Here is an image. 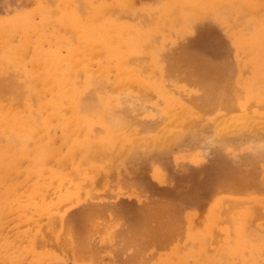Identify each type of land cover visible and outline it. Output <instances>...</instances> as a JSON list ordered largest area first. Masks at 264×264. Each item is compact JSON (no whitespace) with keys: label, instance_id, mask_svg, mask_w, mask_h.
<instances>
[{"label":"bare ground","instance_id":"obj_1","mask_svg":"<svg viewBox=\"0 0 264 264\" xmlns=\"http://www.w3.org/2000/svg\"><path fill=\"white\" fill-rule=\"evenodd\" d=\"M93 2L95 3V0L92 1V3ZM96 2L97 3L95 6L90 4V2L86 3L90 9V11H87L89 15V20H86L88 21L87 24H85L86 21H82L83 15L86 13L87 8L85 4H80L81 7H77L78 5H74L72 0H60L57 3V8L61 16L60 23H64L65 27L69 24V26L74 29L76 34L77 45L74 50L71 51L72 54H70L68 60H65L63 56L59 55L58 51H56L57 48L52 51L51 46L47 47L48 52H45V54L41 55L42 57L38 56L39 46H41L42 42L41 34L48 26V16L45 14V12L47 13V10L39 9L40 20L38 22L34 21V17L33 20L30 19L29 16H25V18L15 20L9 24V27L13 29L14 32L20 33L21 37L23 38L20 45L18 46L10 47L6 40L7 35H2L0 31V37H4V40L0 45L1 62L2 60L6 61L5 59H8L7 55L11 54L14 50L15 52L18 51L20 54V57L18 56L20 59L19 63L23 62L24 52L26 53L23 47L32 43L31 54L34 57L38 56L42 60L40 63L42 66L40 76L30 75L28 78V75L26 74L29 70L27 71L25 68V66L28 64L25 62V65L19 66L18 71L13 69L14 72H16L15 75L17 74V77L15 76L17 79L14 78L13 73V75L11 73H7L11 74L13 79L11 78V75H8L10 79L7 76L4 77L3 75L5 74L2 75L3 78L0 76V264H60V262H62L60 260H63V255L60 257L61 255L59 252L62 253L64 250L70 252V260L72 259L73 264L99 263L98 259L101 256L103 257L100 251L102 249V251L105 250L101 246L99 247V245L96 243L99 241L95 239L94 244H96V248L97 246L99 249L101 248L99 251L100 256H97L98 258L96 259V261H98L95 262V256L99 254L96 251L99 249L97 248L96 250V248L93 247L94 244H92V242L94 239L91 240V234L94 233L93 231H95L97 225H101L100 228H103L104 230L103 233L105 236L103 235V237H100L105 242L101 244L106 245L107 248L109 245L111 246L109 247L111 248L110 252L112 253V256H109L111 259L109 262H111V264H145V261H147L146 259H149L147 257L148 255L155 254L156 256L157 253H153L154 249L152 248L156 247L157 242L160 244V241H158L159 237H161V239L172 237L169 240L167 238L165 240L163 239L167 248L171 242L170 240H175L176 236H178L173 235V233L175 234V231L178 233L179 228L177 227L176 230V226H174L172 227V231H166L165 234V231L163 232V229H161V225H157V222L161 220V217H157H159V212L162 211L159 209L162 208V206L159 208L156 206L149 207L146 204L144 206L139 205L138 207L137 203L135 202V206L137 207H133L134 202L130 201V199L129 201L114 200L111 202L112 200H109V197L111 196H107V200L110 202L107 201L105 203H94L92 198L97 196V194L95 195L92 191L95 190L96 181L94 178L100 172V170H103L106 164L111 165L112 162L116 160L120 161L127 159L129 161V159L131 160L134 156L136 159L140 156H138V154H143L145 157L143 155L141 157H143L145 161H142L146 162L148 160L146 156L152 152V149L155 148L157 152L161 154L164 152V149L160 150L159 148H168L172 144H181V141L184 139V137L186 138V136L198 140L200 139L204 142L207 141V144L212 143L215 137H217L216 141L220 145H218V148L215 147L213 150V156L215 157H212L211 159V162L213 161V163L217 164H222V162H224L222 157H225V153L228 154V152L225 151V139L228 137V140H232L233 142L235 141V143L242 141V138H245L246 141L250 143L254 142L262 151H264V138H262L264 137V31L256 36L254 42L256 43L254 44L256 45L254 61L248 66L241 65L242 68L247 69L245 76L243 73L240 74L238 70L239 75L234 80H232L233 82L229 81V79L219 78L187 80L177 79L176 77V79H174L169 76L174 73H178L177 65H171V67L167 69L166 76V68L164 69L163 66L156 63H151L147 66L143 63L144 65H142L139 62L137 63V61H133L135 59L133 55L132 58L134 59H132V61L135 63L129 64V61H131L129 54L140 50L141 45L139 46V42L148 41L151 43V36L154 38L156 37L152 40V42H155L160 38V36L164 37V34L166 35L165 37H167L166 33H161L160 36L159 32L158 36H156L157 34L155 35V33L150 34L149 32L138 33L129 28L128 23L118 22L117 16H120L121 14L117 13V11H121V9L129 11V5H132L133 3L131 0L130 2L127 1L124 4L113 0L112 5L108 6L104 5V2L101 0H97ZM79 3H81V0ZM51 8L52 7H50L49 10ZM184 8V10H187L186 8H188V6ZM58 10L56 11L58 12ZM115 11L117 16H115ZM82 12L85 13L81 16ZM124 12L125 11H123V13ZM51 13L52 12L49 14L51 15ZM54 13L56 14V12H53V14ZM129 13L130 12L127 13L128 17L126 14L123 16L129 19ZM53 14L50 16L51 18L53 17ZM135 15L137 16V14ZM160 16L161 15H159L158 18H160ZM119 18H122V16ZM143 18L144 17L141 19L144 20ZM153 18V20L156 21L157 19V21L160 23V19L156 18L155 16ZM141 19L139 20L137 17V21L139 20L138 22H142V27H144V23L146 26H148V24H154L152 18H150L151 21L150 19L147 21V18L145 17V20L148 24L146 21L144 22ZM166 20H164V22ZM50 21L51 20L49 19V24H51ZM164 22H162V24ZM170 22H172V20ZM176 22L178 21H175V23ZM179 22L176 24L180 25ZM159 23H156L155 26ZM165 23L163 24V31L165 30L164 25L167 26V23ZM54 24H51L52 27L49 25L51 30L47 28L48 32L51 31L52 33ZM173 26H175V24ZM59 27L61 28L60 25ZM58 28H56L57 33L60 31ZM159 28L160 27H158V29ZM61 29H63V27ZM31 31L38 34L39 37H37L33 42L29 43V32ZM86 31L91 34L96 44L98 43V46H100L99 49H102L97 53L98 56L93 65L90 64L91 62H88L89 64L87 63V65L91 66L92 69H87V65L84 67L81 63V59L78 61V55L82 54L81 48L83 47V35ZM53 33L55 34V32ZM240 33L241 32H239V34ZM59 34L62 33L59 32ZM179 34L180 32L178 35ZM73 35L74 34H69L70 37ZM134 35H138L139 37L134 38ZM175 35L176 34H174V36ZM171 37H173V35L170 34V38H168L169 41L171 40ZM175 37L177 38V36ZM51 38H49V40ZM68 40L72 42L73 38H68ZM163 40H165V38ZM156 43H158V41ZM185 43H187V40ZM72 44L73 43L70 45ZM150 45H152V43ZM162 45H164V43ZM155 46H157V44ZM90 53L93 54L95 52ZM92 56L93 55H91L90 58ZM18 57L15 60H17ZM138 57L142 58V56ZM146 57L148 58L147 55ZM183 57H187V55H184ZM136 60H138V58ZM142 61H144V59H142ZM162 63H165L164 60ZM5 64H7V61ZM9 65L10 64H8L7 67L10 68ZM11 65L18 67V64L15 62L11 63ZM2 66L8 70L6 65L2 64ZM19 70L20 72L22 71L21 74H19ZM216 70L202 68L201 70L186 73L191 75L197 73L216 74ZM22 75H26L27 78L23 80L21 78ZM234 84H240L239 88H234ZM204 128H211L213 130L211 135L213 136L205 138L202 132ZM248 144L247 146L250 147ZM148 149L151 150L149 151ZM157 152H153L154 155ZM243 152H245V150ZM160 156H162V154ZM157 157H159L158 154ZM220 166L223 167V165ZM187 173L189 174V172ZM187 173L183 176L188 175ZM108 174L109 173L105 175ZM116 174H119V172ZM182 178L184 177L178 176V181H182ZM126 181L128 180L126 179ZM105 182L107 183L106 180ZM252 183L253 182L250 184L238 181L233 185L225 184L223 187L227 186L224 190L237 193L242 195L243 198H246V196H250V193L254 192L251 191V189L254 187L252 186ZM211 184L212 183H210V185ZM258 184L260 186L261 182ZM258 184L255 185L258 186ZM178 186L179 185H174L171 188L176 187L178 189L180 188L181 184L179 187ZM213 186L211 185V187ZM127 187H129V185H127ZM218 187L215 186L213 188L218 189ZM108 189L107 191H109ZM172 190L170 189L168 192L171 191V194H173L174 192ZM219 190L221 191H217L218 193L224 191L223 189ZM226 201H229V199L221 198L219 204L221 210H219V213L222 214L228 211L227 215H225V213L222 214L225 217L220 215V217H223V221H227V226L228 219L231 218L228 217V213L232 207L229 205H233L234 203H225ZM231 201H233V199ZM233 202H235L236 205L242 204V202H238V200V203L235 200ZM250 202L251 201H249V203ZM159 203L161 202L157 201L155 204H152L160 205ZM223 203L227 204L225 205V209L222 208ZM249 203H247V207ZM77 204L82 205L74 211L69 212V209L73 208V206ZM236 205L232 207V211L233 208H236ZM257 206H252V209L255 207L254 210H256ZM249 208L251 209V207ZM222 209H224V212H222ZM201 210L204 212L206 209L203 207ZM213 210L206 217L207 219L208 217L209 219L214 218ZM129 212L131 214L133 212V217L131 219L129 218L131 217V215L129 216ZM235 213L233 211L231 215H235ZM151 218L159 220H152ZM238 218L236 219L238 220ZM132 219H134V221ZM150 219L153 222L155 220L156 225L160 226L159 229L161 230L158 231V227L155 226V223L152 225V223L149 221ZM129 220H132L136 223L137 226L135 230L134 227H131V222ZM237 220H232L234 223L231 221L232 224L228 225L235 227L232 228L231 231L235 234L237 233L235 235L236 238L238 236L244 240L248 238L245 240L246 242H243L247 243V245L245 244L243 248L246 247L248 249V242L252 239L251 241H253V243L258 244L256 248H260L259 251L261 250V252H257V255H254V258L252 257L253 260L249 258L252 256V254H254L252 253L253 247L250 249L252 250L251 254H247L246 251L245 257L249 255V257H247L249 262H254L258 255L263 252L264 245L262 244H264V242L262 239H257L256 241L260 240L262 242L259 243L254 241V237H249V234H251L252 231L255 233L254 230H246L249 232V234H247L248 236H245L246 234L243 233V230L245 232V229L243 228H245L246 222L248 224L249 219H245L246 221L242 219L240 222L239 220L237 222ZM148 222L151 223L149 227ZM242 222H244L245 226ZM252 222L249 224H252ZM216 223L218 222H215V225ZM236 223H238V226ZM218 224H220V222ZM234 224L236 226H234ZM248 225L247 227H252L251 225V227ZM129 226L133 228V232H135V234H133L136 239L129 238V230L132 232V229ZM150 226L153 228L154 226L156 227L155 232L157 236H155V233L153 236L154 231L153 228H150ZM238 227L242 228V231ZM213 228L211 230H214ZM260 228L255 226L252 227V229H257L256 231H259L256 232L258 237H260L262 233L263 234L261 236H264V232ZM150 229L153 232H149ZM98 230L100 231L102 229H97V231ZM217 231L214 230L216 233ZM226 231L228 232V230ZM260 231H262L261 234H259ZM222 232L224 233L225 230ZM213 233L211 232V234ZM221 233L220 235H222ZM182 235L183 233L180 236ZM95 236L92 237L95 238ZM115 236L118 237V239H116ZM225 236H227V234ZM229 236L231 235L228 234L227 237ZM232 237H234V235ZM232 237H229L230 241L232 240ZM181 238L182 237L179 239ZM150 239L155 242V245L151 246V251L153 252L149 254L147 253V248L146 252H144V249L146 242H151ZM225 239L226 238L224 237V240ZM129 240L130 242L132 240L137 241L136 247H133L132 245V253L130 251V253L125 252L127 248H130ZM167 240L169 241L168 243H166ZM204 240L208 241V239L205 238ZM211 240L214 241L215 237L211 238ZM50 241L52 243L54 242L56 246L58 245L60 247L58 250L60 251L54 250L52 248L53 246L51 245V247L49 244ZM106 241L113 242H111L112 244L110 242L108 244ZM210 241L209 244H212V241ZM175 242V246H178L177 242L180 243L179 240ZM232 242H229V244ZM195 243L196 241L190 244L193 246ZM184 244L186 246L189 245L188 240ZM260 244L262 246H260ZM205 245L207 249L208 245ZM219 245H221V243H219ZM157 246L159 250L165 249L163 244L159 246L157 243ZM230 246H232V244H230ZM184 247L182 248L184 249ZM212 248L211 250H213ZM167 249L165 250L167 251ZM178 249H180V247H178ZM133 250L136 252L134 253ZM185 250L186 249L182 251L184 252ZM241 250L240 252L243 254L245 251ZM203 251L206 252L205 249H203ZM144 253H147L148 255L145 256ZM105 254L103 260L108 258L107 255L109 253L106 255V257ZM199 254H201V252H199ZM221 254L222 253H220V255ZM231 254L233 255L234 252ZM67 255V253L64 255L67 257L65 259H68L69 255ZM183 255L184 254H182V257ZM223 255L224 257L226 256L225 253H223ZM235 256L236 258H239V261L241 259L240 257H244V255L239 257V254L238 257L237 254H235ZM235 256H231L233 258V260L231 259L233 262L228 259L229 257L227 258V256L225 259L227 258L226 260H228V262L230 260L232 263H234V260H236ZM245 257L243 259L244 263L247 262ZM261 257L264 261V257ZM70 260L68 259V261ZM262 260H258L262 263L255 262L257 264H263ZM237 261H235L236 263L234 264H237ZM66 262L64 264H66ZM149 262L146 263L148 264ZM168 262L163 264H168ZM187 262L190 263L188 258L185 264ZM249 262H247V264H249ZM213 263L216 264L215 259Z\"/></svg>","mask_w":264,"mask_h":264},{"label":"rangeland","instance_id":"obj_2","mask_svg":"<svg viewBox=\"0 0 264 264\" xmlns=\"http://www.w3.org/2000/svg\"><path fill=\"white\" fill-rule=\"evenodd\" d=\"M3 1L4 0H0V4H1L0 5V31H1L2 35L3 34L7 35L6 40H7L10 47L20 45L23 38L21 37L20 33L14 32L13 29H11L9 27V24H11L15 20L25 18V16H29L30 19H33V17H34L35 20L34 19L33 20L35 22H38L40 20L39 9H44V10H47V13L45 12V14L48 16L47 17L48 26L46 27V29L48 28L49 30H51L52 25L54 23L55 24H54V28L52 30V33H51V31L48 32V29L47 30L44 29L43 33L41 34L42 42H41V46H39V55L38 56L42 57L41 55L45 54V52H48L47 47L51 46L52 51L57 48L56 51H58L59 55L63 56L65 58V60L66 59L68 60L70 54H72L71 51L74 50V48L77 45L76 34L74 32V29L71 26H69V24L66 25V27H65L64 23H60V17L61 16H60V12L57 8V3L60 0H5L4 2ZM72 1H73L74 5H78L77 7H81V5H84V4L87 6L86 13L85 12H84L85 14L83 12L81 13V16H82V14H84L83 20H82L84 22L88 19V16H89L87 11H90V9L86 3L90 2V4H92L93 6H95L97 3L96 2L97 0H95V3L94 2L92 3V1H94V0H85V1L81 0V3H79L80 0H75V1L72 0ZM98 1H100V0H98ZM101 1H103L104 5H107V6L112 5V3H113V0H108V1L101 0ZM115 1L118 3L121 2L123 4L126 3L127 1L130 2V0H115ZM131 1L133 3H132V5H129V11L125 10V9H121V11L116 10L117 13L121 14L120 16H117L116 11H115V16L118 17V19H117L118 22L128 23L129 28L133 29L135 32H138V33L149 32L150 34H154V33H155V35L157 34L156 36H158L159 33H160L159 36L161 35V33L167 34V37H165L166 36L165 34H164V37L160 36V38L157 39L158 43H156L157 41L152 42L154 37L151 36L152 45H150L151 43H149L148 41L139 42L138 44H139V46L141 45L142 48L140 47V50L134 51L133 53L129 54V56L131 57V61H132V59H134V58H132L134 56L135 59L133 61H135V62L137 61V63L139 62L142 65L145 64L147 66L151 63H156L158 65H161V66H163L164 69L166 68L165 69V75L166 76H167V74H166L167 69L170 68L171 65H177L178 73H174L171 76H169V77L174 78V79H176V77H177V79H187V80L188 79L193 80V79H210V78L218 79L219 78V79H229V81H231V82H233L232 80H234L239 75L238 70H239L240 74L243 73L245 76L247 69L242 68L241 65H247L248 66L249 64H251L254 61L255 51H256V48H255L256 45H254L256 43H254V42H255L256 36L258 34H260L262 31H264V0H156V1L155 0H153V1L152 0H135V1L131 0ZM187 6H188V8H186L187 10H184L185 9L184 7H187ZM50 7H52V8L49 10ZM56 10H58V12ZM123 11H125V12L123 13ZM175 11H176V13H175ZM228 11H229V13H228ZM50 12H52L51 15L49 14ZM53 12H56L57 15L55 13H54L55 14L54 15ZM126 12L127 13L130 12L129 13L130 14L129 19L124 17L125 14L128 17V14ZM177 13H178V15H177ZM52 14H53V17L51 18L50 16H52ZM135 14H137V16ZM144 14H145V16H144ZM149 14H152V15H149ZM168 14H170V15H168ZM36 15H37V18H36ZM159 15H161L162 17L160 16V18H158ZM121 16H122V18H119ZM141 16L144 17L143 18L144 20L141 19L142 18ZM154 16L156 18L160 19V23H159V21H157L156 18H155L156 21L153 20ZM178 16H179V19H178ZM132 17H134V18H132ZM137 17L139 18V20L141 19L144 22L146 20L149 21L148 19L152 18V20L154 21V24L150 25L146 21L148 26H146V24L144 23V25H143L144 27H142V22L141 23L138 22L139 20L137 21ZM145 17L147 18L146 20H145ZM173 17H175V18H173ZM49 19L51 20L50 22L52 25L49 24ZM164 20H166L165 22L167 23V26L164 25L165 30L163 31V24L165 23ZM171 20H172V22H170ZM179 20H180V22H179ZM150 21H151V19H150ZM175 21H178L180 23V25L176 24L178 22L175 23ZM162 22H164V23L162 24ZM57 23H59V24H57ZM87 23H88V21L85 22V24H87ZM151 23H153V22H151ZM156 23H159V24H157L155 26ZM174 24H175V26H173ZM49 25H51V27ZM59 25L61 26V28L63 27V29H61L59 27ZM55 27L56 28L59 27L58 30L60 29V31H58V33H57ZM158 27H160L162 30L160 28L158 29ZM241 27H242V29H241ZM67 28H69V29H67ZM180 28H181V30H180ZM63 30H65L66 33ZM53 32H55V34ZM59 32L62 34H59ZM179 32H180V34H179L180 36L178 35ZM239 32H241V33L239 34ZM85 33L83 35V37H84L83 38V45H82L83 47L81 48L82 50L80 49L82 51V54L78 55L79 58L77 57L78 61L81 59V63L83 64L84 67H86L88 62H91L90 64L93 65L95 63L94 61H96V58L98 56L97 53L102 50V49H99L100 46H98V43L96 44V42L93 40L91 34L88 31H86ZM242 33H244V34H242ZM69 34L70 35L74 34L73 35L74 37L73 36L70 37ZM150 34H149V37H150ZM170 34L173 35V37H171V40L169 41L168 38H170ZM174 34H176L175 36H177V38L174 36ZM155 35H153V36H155ZM29 36H30L29 37V43L33 42L34 40H36L37 37H39V35L33 31L29 32ZM31 36H33V37H31ZM45 36H47V37H45ZM67 36L69 39L73 38L74 41L72 40V42H71L70 40H68ZM138 37H139L138 35H136V36L134 35V38H138ZM182 37H185V38H182ZM49 38H51L50 39L51 41L49 40ZM164 38H165V40H163ZM3 40H4V37L3 36L0 37V45H1ZM13 40H15V41H13ZM57 40H58V43H57ZM159 40H160V42H159ZM186 40H187V43H185ZM188 40H189V42H188ZM66 43L67 44L73 43V44L67 45ZM163 43H164V45H162ZM32 44H28L27 46L23 47L24 50L26 51V53L24 52V55H23V57H24L23 62L19 63L20 62L19 61L20 60L19 59L20 54L18 51L15 52V50L11 54L7 55L8 59H5L7 61V64H5L6 61H4V60H2V62L0 61V69H1L0 70V74H1L0 76L1 77L3 74H5L3 76L4 77L7 76L10 79V77L8 75H11L13 73L14 78H15V76L17 74L15 75L16 72H14V70L16 69V71H18V68L20 65H25L24 62L28 64L25 66L26 70L27 71L29 70L27 72V74L25 73L26 75H28V78L30 77V75L40 76L41 71H42V69H41L42 66L40 63L42 60L38 56L34 57L31 54L32 53ZM156 44H157V46H155ZM165 44H167V45H165ZM191 45H193V46H191ZM28 46H29V48H28ZM91 48H93V49H91ZM60 50H62V51H60ZM144 51H145V53H144ZM66 52H67V55H66ZM90 52H95V53L91 54ZM195 52H196V54H195ZM91 55H93L91 57L92 59L90 58ZM146 55L148 56V58L146 57ZM184 55H187V57H183ZM11 56L13 57V59ZM16 56L17 57L19 56L17 60H15L17 58ZM138 56H142V58H140ZM83 57H86L87 59L83 58ZM137 58H138V60H136ZM139 58L141 59V61ZM145 58H146V60H145ZM155 58H156V60H155ZM142 59H144V61H142ZM84 60H87V61H84ZM163 60L165 63H162ZM131 61H129L130 62L129 64L135 63V62H133V61L131 62ZM13 62L17 63L18 67L12 66L11 63H13ZM32 63H33V65H32ZM2 64L6 65V67L8 66V64H10L9 65L10 68L7 67L8 68V70H7L5 67L2 66ZM87 66H88L87 69H92L91 66H89V65H87ZM204 67H206V68H204ZM28 68H30V69H28ZM202 68L203 69L209 68L212 70L217 69L218 71L216 70V74H212V73L211 74L210 73L198 74L197 73V74L191 75L189 73H186V72L201 70ZM58 69H60V68H58ZM1 71H3V72H1ZM5 71H6V73H5ZM21 72L19 70V74H21ZM7 73H11V74H7ZM12 75H11V78H12ZM26 75H22L21 78L23 80L26 79L27 78ZM173 76H175V77H173ZM73 77H74V74H73ZM15 79H17V78H15ZM239 85L234 84V88L238 89ZM212 131L213 130L211 128H204L202 132H203L205 138L206 137L209 138V136H213V135H211ZM216 138L217 137H215V139L212 141V143L207 144V141L204 142L203 140H200V139L198 140V139H194V138H190L189 136H186V138L184 137V139L181 141V144H172L168 148H159L160 150L164 149V152L161 153L162 156H160L161 154L159 152H157V150L154 148V149H152V152L150 154H148L149 156L146 153V155H147L146 158L148 159L146 162H144L145 159L143 157H141L143 154L142 155L138 154V156L139 155L140 156L139 157L137 156L138 158H136V159L134 158L135 157L134 156L133 158L135 160L133 158L131 160L129 159V161L127 159L120 160V161L116 160V161H113L111 165L106 164L105 167L103 168V170H100V172L95 176V178H94L96 181L95 182V190H92V191L94 192L95 195L97 194V196L94 195L95 197L92 198V201L94 203H101V202L105 203L107 201L110 202L111 200H112L111 202H113L114 200H116V201H119V200L129 201V199H130V201L134 202L133 207H137V206L139 207V205L144 206L146 204L149 207L156 206L159 208L162 206V208H159L162 211L159 212V217H157V218L161 217V220L159 222H157V225L158 224L161 225V229H163V232L165 231L164 232L165 234H166V231L167 232L170 230L172 231V227L176 226L175 227L176 230L178 227L179 232L177 233L175 231V234L173 233V235H175V236L178 235V236H176V238L179 237L183 233V235L180 236V237H182L181 239H179L180 238L179 237L177 239L175 238V240L174 239L170 240L171 242L169 243V246L167 247L168 249L166 248V246L164 244L165 243L164 240L167 237L165 239L163 238L164 240L161 239V237H159L158 241H160V244H159V242H157L158 245L161 246V244H163V246H165V249H167L168 252L165 249L159 250L157 243H156V247L158 248V250L156 247L152 248L151 246L152 245L154 246L155 242L151 239H150L151 240L150 243L146 242L144 252H146V248H147V253L150 254L154 251L153 253L156 252L157 254L155 256V254L154 255L153 254L148 255L147 253H144V255L145 256L148 255L147 257L149 258V259H146L147 261H145V264H147L146 262H149V261H150L149 262L150 264H163V263H166L168 261H169L168 264H170V263L171 264H173V263L174 264H185L187 258H188V260H190V263L187 262L186 264H208V263L212 264L214 262V259H215L216 264H221V263L222 264H226V263L234 264V263H236L235 261H237V259H238L237 264H247V262H249V260L247 259V257H249V255L247 257H245L246 251H247V254L248 253L251 254V251L253 250L252 253H254V254H252V256L250 255L251 257H249L252 260L254 258V255L255 254L257 255V252H261V250L259 251L260 248H256L258 244L253 243V241H251L252 239L250 240L251 242L247 241L249 243L248 249L246 247H245L246 249L243 248L245 246V244L247 245V243H243V242L245 240H247L248 238L245 240L239 236H238L239 238L238 237L236 238L235 235L237 233L235 234L234 232L231 231V229L235 228V227H232L230 225L232 224V222L234 220H237L236 218H238V217H239L238 218L239 222L242 219H244V220L249 219L248 224L257 219L256 220L257 222L254 221V222H252V224H249V225L246 222V226H245L244 222H242L245 226V228H243V229H245V232L243 230V233L246 234L245 236H248L247 234H249V232H247L246 230H248V231L254 230L255 233L252 231V233H251L252 235L249 234V237L250 236H252V238L254 237V241H256L257 239H262V241L264 242V238H262L264 236H261L263 234L262 231L264 232V211H263L264 210V151H262L254 142L250 143V142L246 141L245 138H242V141L235 143V141L233 142L232 140H228L229 139V137H228L227 139H225V143H226L225 144L226 145L225 151L228 152V154L225 153V155H224L225 157H222L224 159V160L222 159L224 162H222V164L213 163V161L211 162L212 157H215V156H213V150L215 149V147L218 148V145H220L216 141ZM262 138H264V137H262ZM231 143H233V144H231ZM247 144L250 147H248ZM169 149H170V151H169ZM148 150H146V151H148ZM244 150H245V152H243ZM153 152H157V153H155V155H154ZM157 154L159 157H157ZM140 158H142V159H140ZM142 160H144V161H142ZM132 161H134V162H132ZM124 162H126V163H124ZM220 165H223V167H221ZM115 172L116 173L119 172L120 175L116 174ZM187 172H189V174ZM107 173H109V174L105 175ZM186 173L188 175L183 176ZM193 175H196V176H193ZM178 176L184 177V178H182L183 180L182 181L180 180V182H179ZM103 177H104V182H103ZM126 179L128 181L129 180H131V181L128 182V181H126ZM179 179H181V178H179ZM105 180L107 181V183L105 182ZM238 181L250 183V184H251V182H253L252 186H254V187L251 189V191H254L253 193L256 195H254L253 193H250V196H246V198H243L242 195H239L237 193H232L230 191L228 192L227 190H224L227 187V186L223 187V186H225V184H232L233 185V184H235V182H238ZM260 182H261V185L259 186L258 183H260ZM210 183H212L211 184L212 186L214 185L213 187L219 186L218 189H216V188L214 189L213 187H211ZM180 184H181V186H180ZM255 184H258V186ZM127 185H129V187H127ZM174 185H179L180 188H178V189L176 187H174L176 189L171 188ZM107 189L109 191H107ZM170 189L171 190L174 189V190H172L174 192L173 194H171V191H169L170 193L168 192V190H170ZM219 189H223L224 191L218 193L217 191H221ZM108 194H110V195H108ZM213 194H215V195H213ZM252 195H254V196H252ZM104 196H106V197H104ZM107 196L108 197L113 196V197L112 198L109 197V200H110L109 201V200H107V198H108ZM125 196H126V198H125ZM221 198L229 199V201H226L225 203H231V204L234 203L233 205H229L230 207L231 206L234 207V205H236V203L233 202L234 200L236 202H237V200H238V202H240V201L242 202V204L239 203L240 205L237 204L235 206L236 208H233L234 213L236 211L235 215L234 214L231 215V213L233 212L231 210L232 209V207H231L230 212L228 213V217H231V218H229L230 220L227 217V219H228L227 226H229V227L226 226L227 221H223V217H225V216L222 215L225 213L223 210L225 209V207H226L225 205H227V204L223 203L222 208H224V209H222V212H224V213H222V212H221L222 214L219 213L220 212L219 210H221L220 205H219ZM101 199H102V201H101ZM232 199H233V201H231ZM157 201L161 202V203H159L160 205H153L152 204V203L155 204V202H157ZM249 201H251V202L249 203ZM135 202L137 203V206H135L136 205ZM247 203H249L248 207H247ZM156 204H158V203H156ZM81 205H78V204L74 205L73 208L69 209V212L74 211L75 209L79 208ZM254 205L257 206L256 210H254L255 207H253V209H252V206H254ZM211 206H213V207H211ZM203 207L206 209L204 212L201 210ZM249 207H251L252 210ZM212 210H213L214 218L209 219V217H208V219H207L206 217L209 215V213ZM243 211H245V212H243ZM254 211H256V212H254ZM227 212L225 213V215H227ZM130 215H131V217H129V218L131 219L133 217V212H132V214L130 213L129 216ZM218 215H219V217H220V215H222L223 217L221 216L222 218L221 217L219 218ZM234 217H236V218H234ZM232 218H234V219H232ZM260 218H261V220H260ZM151 219L153 220L155 218H151ZM151 219L149 221L152 223V225L156 222L155 220H159V219H155L153 222V221H151ZM227 219H225V220H227ZM132 220L134 221V219H132ZM132 220L131 221L129 220V221L131 222V227H134V230H135L137 225ZM192 220H193V222H192ZM221 220H222V222H221ZM238 220H237V222H238ZM186 221H187V223H186ZM130 222H129V225H130ZM150 222H148V227L151 224ZM215 222H218V223L220 222V224L216 223V225H215ZM188 223H189V225H188ZM228 224H230V225H228ZM237 224L238 223H236V225ZM157 225L155 223V226L158 227V231L161 230V229H159L160 226H157ZM197 225H198V227H197ZM236 225L234 224V226H236ZM247 225L248 226L251 225L252 227L255 226L257 228L261 227L260 229H262V231H260L259 234H261V233L262 234L260 235V237L257 236L256 232H259V231H256L257 229H252L251 226H250L251 228H249V227H247ZM151 226H150V228H153ZM155 226L153 228L154 232L151 231V229L149 230V232H153V236H154V233H155V236H157L156 232H155V230H156ZM100 227H101V225H99V226L97 225L95 231H93L97 235L94 233H93L94 235L91 234L92 236L96 235L95 238L91 236V240L94 239L92 244H94L95 239H97L99 242H96V243L99 245V247L101 246L102 248H104L105 251H102L103 249L100 251L101 248L99 249L98 246H97V248L99 250H97V248L95 246L96 244H94L93 247H95L97 250V251L96 250L95 251L98 253L100 251V253H101V255H103V257H104L105 253H106L105 257L109 253L107 255L109 258V256H112V253L110 252L111 248H109L111 246L109 245V247L107 248L106 245L101 244L105 241H103L101 238L104 235V233H103L104 230H103V228H100ZM183 227L185 228V230ZM212 228L215 231H217V229H218L217 233L214 232V230H211ZM238 228L242 231V228H240V227H238ZM238 228H237V230H238ZM97 229H102V230H100V231L98 230L99 231L98 232ZM131 229H132V232H131V230H129V238H135V236H134L135 232H133V228H131ZM182 229H183V231H182ZM260 229H258V230H260ZM224 230H225V232L223 233L222 231H224ZM226 230H228V232ZM211 232L212 233L214 232V233L211 234ZM220 233L222 235H220ZM224 234L225 235L227 234V236H228V234L231 235L229 237H232L234 235L235 238L232 237V240L230 241V238L225 236ZM254 234H256V235H254ZM131 235L134 237H132ZM239 235H240V233H239ZM150 236H152V235H150ZM162 236H165V235H162ZM201 237H202V239H201ZM214 237H215V240L212 241L211 238H214ZM224 237L226 238L225 240H224ZM171 238H167V239L169 240ZM204 238L208 239V241L204 240ZM116 239H118V237H116ZM152 239H153V237H152ZM186 239L188 240V244H189L187 246L184 244L185 242H187ZM218 239L220 242L218 241ZM130 240H129V242H130ZM168 240L166 241V243L169 242ZM178 240L180 241V243L177 242L178 246H175L176 245L175 241H178ZM210 240L212 241L213 245L211 243L209 244ZM216 240L219 243H221V245H219V243ZM195 241H196L195 245L191 246V244L194 243ZM109 242L110 241H108L107 243L109 244ZM111 242H113V241H111ZM153 242H154V244H153ZM182 242H184V243H182ZM229 242H232V243H230V244H232V246H230ZM256 242L262 243L260 240L256 241ZM147 243L150 245V248H149V245ZM49 244H50V246L51 245L53 246V247L52 246L51 247L54 250L60 251V250H58L60 247L58 245H57L58 246L57 247L54 242L52 243L50 241ZM205 244L208 245V247H207L208 252H207ZM129 245H130V248L129 249L127 248V250L125 251L126 253L129 251L132 253V245H133V247L134 246L136 247L137 241L132 240L129 243ZM262 245H264V244H262ZM262 245L260 244V246H262ZM204 246H205V248H204ZM178 247H180V249H178ZM182 247H184V249H186L184 252L182 251V250H184ZM252 247H253V249L250 250ZM151 248L154 250L151 251L152 250ZM211 248L213 250H211ZM203 249H205L207 253L204 252ZM241 249L242 250L245 249L244 250L245 252H243V254L240 252ZM198 251L201 252V254L203 256L201 254H199ZM219 251H220V253H222L221 255H220ZM133 252L135 253L136 251L133 250ZM193 252H194L195 256H194ZM232 252H234L233 255L231 254ZM62 253L59 252V254L61 255L60 257H62V255H63V257H62L63 260L62 259L60 260L62 262L59 261L60 264H62V263L64 264L66 261H67L66 264H73L72 259L70 260V257H71L70 252L64 250V252L62 251ZM66 253L69 255V256L68 255L67 256H68V259L70 261H68V259H65V258H67L66 256H64V255H66ZM100 253L95 256L96 258L94 261L97 262L99 260V263L97 262L95 264H108V262L111 261L110 258H109L110 260L108 258L107 259L105 258L103 260V257L101 256L100 257L101 260L99 258L96 261V259L98 258L97 256H100ZM185 253H186V255H185ZM218 253H219L220 259L222 258L221 260L218 257ZM223 253H225L227 258L229 257L228 259H230V260L231 259L233 260L232 257L235 256V254H237V257H238V254H239V257L244 255L245 259H247V262L245 260L246 263H244V261H243L244 257H240L241 259L239 261V258H236V256H235L236 260H234V263H232L233 262L232 260H231L232 262L230 260L228 262V260H226L227 258L225 259L226 256L224 257ZM182 254H184L183 257H182ZM198 255H199V257H198ZM261 256L264 257V249H263V252L260 255H258V257H257L258 260H262ZM172 257L174 260L172 259ZM259 257H260V259H259ZM257 258L255 259V261L260 263L261 261H258ZM191 260H192V262H191ZM255 261L249 262V264L250 263L251 264L256 263ZM109 264H111V262H109ZM213 264H215V263H213ZM263 264H264V261H263Z\"/></svg>","mask_w":264,"mask_h":264}]
</instances>
